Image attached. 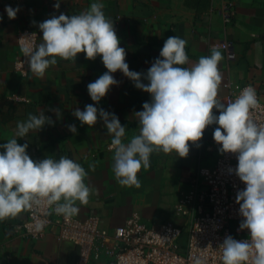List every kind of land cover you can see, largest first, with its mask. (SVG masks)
Instances as JSON below:
<instances>
[{
  "label": "crops",
  "instance_id": "crops-1",
  "mask_svg": "<svg viewBox=\"0 0 264 264\" xmlns=\"http://www.w3.org/2000/svg\"><path fill=\"white\" fill-rule=\"evenodd\" d=\"M93 2L104 4L103 11L115 26L131 71L146 74L159 58L164 41L172 35L187 41L190 64L210 55L213 46L218 47L223 55L219 99L227 103L230 82H252L264 101V0H237L231 23L223 19L222 0H60L59 10L54 8L56 0H0V144L15 137L18 122L25 121L29 114L44 112L54 123L45 124L38 132L30 131L27 137L15 138L20 144L28 143L27 152L34 160L67 156L85 168V183L92 194L87 205L78 203L77 216L99 214L110 229L123 224L134 212L149 223L182 224L184 219L176 214L175 205L192 188L199 168L214 165L221 155L212 135L217 125L209 126L198 143L190 142L186 158L175 153H153L150 167L138 173L140 188L121 186L112 167V137L103 122L98 121L94 127L81 125L73 112L94 104L114 113L126 126L127 142L139 132L134 113L143 110L144 102H151L150 94L137 89L117 71L113 76L118 83L95 104L87 85L107 71L99 56L88 60L81 53L76 61L58 59L43 78L14 67L21 55L18 37L24 28L37 30L40 44L39 23L60 13L80 14ZM6 6L20 9L15 19H9ZM226 41L232 43L233 58L227 56ZM142 82L148 83L143 78ZM50 109H59L60 114ZM70 124L76 125L75 134L68 130ZM25 217L23 212L0 221V264H81L77 245L54 233L38 239L17 233L14 227ZM88 264H105V260Z\"/></svg>",
  "mask_w": 264,
  "mask_h": 264
},
{
  "label": "clouds",
  "instance_id": "clouds-1",
  "mask_svg": "<svg viewBox=\"0 0 264 264\" xmlns=\"http://www.w3.org/2000/svg\"><path fill=\"white\" fill-rule=\"evenodd\" d=\"M104 7L103 3L93 2L80 14L60 13L39 23L42 42L34 49L22 48L31 73L43 78L58 59L76 61L78 54L83 53L88 60L99 56L107 69L87 85L95 104L118 83L113 76L117 71L133 81L137 89L150 94L151 102H144L143 110L134 113L139 132L127 142L124 141L126 126L121 125L114 113L94 104L73 112L81 125L94 127L98 121L103 122L112 137V167L121 186L140 188L138 173L150 167L153 153H175L186 158L190 142L198 143L209 126L217 125L212 135L220 145L218 151L237 157L236 168H230L229 172L234 171L245 185L237 192L235 201L243 218L239 230L248 232V238L243 240L231 235L225 237L219 245L222 264H264V125L252 116V111L260 107L255 88L249 85L233 101L222 102L219 90L223 76L219 64L223 55L219 48L213 46L210 55L190 64L187 41L175 35L164 41L159 58L146 74L131 71L126 50L119 46L120 39ZM54 8L59 10L60 0H56ZM5 11L9 19H15L20 9L6 6ZM142 78L148 83H143ZM50 110L60 114L59 109ZM52 123L44 112L29 114L25 121L17 123L15 137H27L30 131L38 132L45 124ZM67 127L73 134L77 132L75 124ZM15 137L0 144L3 149L0 151V221L16 218L41 204L51 209L49 214L54 212L65 218L78 215V203L87 205L92 194L85 183L88 176L85 168L67 156L34 160L27 152L28 143L20 144ZM196 264L201 262L197 260Z\"/></svg>",
  "mask_w": 264,
  "mask_h": 264
},
{
  "label": "built area",
  "instance_id": "built-area-1",
  "mask_svg": "<svg viewBox=\"0 0 264 264\" xmlns=\"http://www.w3.org/2000/svg\"><path fill=\"white\" fill-rule=\"evenodd\" d=\"M237 0H222V14L226 23L235 16ZM39 43L37 30L26 27L18 37L20 57L14 67L22 73H30L22 48H35ZM228 58L235 56L232 43L225 42ZM255 88L260 107L252 111L258 124L264 125V101L252 82H230V102L245 87ZM235 154H221L212 166L199 168L193 186L184 192L175 205L176 214L184 219L182 224L173 221L149 223L139 212L126 218L123 224L110 229L104 226L102 216L90 214L65 218L51 212L46 204L26 212V217L14 229L31 239L54 233L68 240L79 249V262L88 264L105 260V264H222L219 245L226 236L237 240L248 238L247 230L240 231L243 219L235 201L245 185L234 171ZM42 226V227H41Z\"/></svg>",
  "mask_w": 264,
  "mask_h": 264
}]
</instances>
